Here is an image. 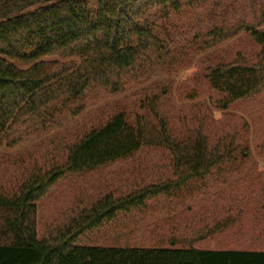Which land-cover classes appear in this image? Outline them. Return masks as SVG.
I'll use <instances>...</instances> for the list:
<instances>
[{
  "label": "trees",
  "instance_id": "16d2710c",
  "mask_svg": "<svg viewBox=\"0 0 264 264\" xmlns=\"http://www.w3.org/2000/svg\"><path fill=\"white\" fill-rule=\"evenodd\" d=\"M240 1L251 21L231 24L227 0H0V151L73 120L83 111L85 96L98 91L118 96L135 89L139 95L133 98L144 110L134 120L120 111L76 136L64 147V157L52 156L45 169L24 171L20 182L0 183V264H264V250H201L192 239L182 247L169 240L165 248L75 245L83 232L119 213L144 209L160 195L200 198L222 189L225 163L245 171L247 149L221 145L219 138L211 143L205 119L179 135L157 112L175 78L241 32L259 48L255 62L240 57L207 62L203 80L218 96L219 111L264 92V0ZM198 16L206 18L204 28L191 26ZM159 78L165 79L161 89ZM146 147L171 156L173 179L121 198L103 197L71 220L58 239L38 238L36 205L57 182L106 168ZM213 198V222L197 229L204 232L202 240L226 233L242 217L250 215L256 225L264 221L263 186L226 200Z\"/></svg>",
  "mask_w": 264,
  "mask_h": 264
},
{
  "label": "rangeland",
  "instance_id": "374dc122",
  "mask_svg": "<svg viewBox=\"0 0 264 264\" xmlns=\"http://www.w3.org/2000/svg\"><path fill=\"white\" fill-rule=\"evenodd\" d=\"M227 1L230 4L233 2ZM236 1L238 4H232L233 7L229 5L231 10H228L227 18L230 23L251 21L252 17L247 8L240 0ZM212 2L215 4L216 0ZM178 19L180 17L176 16L175 20ZM192 20L191 26L195 29L206 26L204 16H198L197 19L193 17ZM181 30L182 25H179V31ZM258 52L259 48L250 34L239 33L236 38L201 59L197 66H192L175 78V84L173 83L157 103L158 115L167 120L179 135L185 129L196 128V125L205 119L204 130L211 143L219 138L221 145L231 144L230 142L232 147L242 145L248 153L246 163L243 164L245 171L239 173L238 169L242 168L237 169L231 167V163H225L221 178L226 184L222 189L211 191L207 196L200 198L190 194L179 198L160 195L154 200L151 199L144 209L119 213L111 222L103 224L100 228L83 232L75 239V245L165 248L167 241L177 240L182 247L184 245L181 243L190 242V239L194 238L191 232L213 222L215 216H212L210 210L214 196L226 200L245 191L264 187V92L236 102L226 111H219L215 105L218 96L208 88L202 71L207 62L211 64L239 57L249 63L255 62ZM160 80L163 82L159 83V89L165 86V79L159 78V82ZM137 95L139 93L133 89L118 96L106 95L103 91L85 96V102H81L84 109L73 120L63 121L61 125L50 128L47 133L34 136L25 144L0 151V183L9 185L12 181L20 182L23 180L24 171L28 174L32 169H45L47 166L43 165L57 154H60L61 158L64 157V147L72 143L76 136L103 125L120 111L125 112L130 120L141 116L144 111L140 108L142 105L138 98H133ZM171 164L172 158L165 150L146 147L130 158L106 168L92 173L66 176L50 188L47 195L36 205L38 238L58 239L71 220L77 219L103 197L110 195L113 198H121L141 187L173 179ZM175 203L178 204L177 208L171 206ZM222 203H216L218 208H221ZM216 204L214 205L217 206ZM188 209L190 211H187ZM263 228L264 221L256 225L249 215L242 217L234 227L227 228L226 233L208 236L209 241L193 243L192 246L214 251L264 250Z\"/></svg>",
  "mask_w": 264,
  "mask_h": 264
},
{
  "label": "crops",
  "instance_id": "0c3cea01",
  "mask_svg": "<svg viewBox=\"0 0 264 264\" xmlns=\"http://www.w3.org/2000/svg\"><path fill=\"white\" fill-rule=\"evenodd\" d=\"M194 220H196V219H194ZM197 229H202V228L201 227L200 228H196L194 232H191V235L194 236V238H192L191 241H194V242H204V241H209L210 240L208 238H206L204 240L200 239L202 237V235L204 234V232H202L203 230H199L198 231ZM209 236H211V235H209ZM194 248L200 249V248H197V247H194ZM201 250H203V249H201Z\"/></svg>",
  "mask_w": 264,
  "mask_h": 264
}]
</instances>
